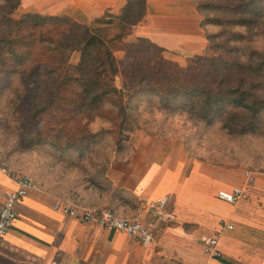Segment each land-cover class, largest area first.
Returning <instances> with one entry per match:
<instances>
[{
    "label": "crops",
    "instance_id": "0c3cea01",
    "mask_svg": "<svg viewBox=\"0 0 264 264\" xmlns=\"http://www.w3.org/2000/svg\"><path fill=\"white\" fill-rule=\"evenodd\" d=\"M40 1H34L37 10L84 24L106 11L118 12L125 2L58 0L59 11L49 12L56 0ZM146 2L145 18L128 40L148 38L165 55L177 57L206 51L189 0ZM135 142L134 156L118 167L111 164L105 185L83 183L72 190L53 187L48 179H31L36 188L16 204L17 218L0 244V264H264V177L256 176L245 196L229 204L216 194L243 187V171L197 160L178 141L163 145L158 138L137 135ZM13 167L0 163V207L4 194L17 188L13 177L22 174ZM164 199L161 208H150ZM61 201L138 219L152 241L143 246L128 235L66 216L55 208ZM207 238L217 240L218 256L205 254Z\"/></svg>",
    "mask_w": 264,
    "mask_h": 264
},
{
    "label": "trees",
    "instance_id": "16d2710c",
    "mask_svg": "<svg viewBox=\"0 0 264 264\" xmlns=\"http://www.w3.org/2000/svg\"><path fill=\"white\" fill-rule=\"evenodd\" d=\"M19 3L0 0V123L13 128L17 139L26 138L24 146H48L44 130H56L57 141L106 104L121 126L131 104L140 100L189 113L206 125L220 124L232 135L259 127L264 114V53H246L239 42L249 44L240 28L252 35L257 20L264 17V0L198 2L195 11L202 16L199 27L209 54L188 57L184 66L165 59L163 48L148 38L128 40L145 18L146 0H125L116 14L106 11L94 19V26L67 15L26 13L13 20L7 14ZM210 26L217 29L210 32ZM74 52L79 61L70 64ZM117 52L125 54L123 61ZM118 75L120 86L115 83ZM10 100L24 107L12 117L2 108ZM90 145L71 151L81 155Z\"/></svg>",
    "mask_w": 264,
    "mask_h": 264
},
{
    "label": "rangeland",
    "instance_id": "374dc122",
    "mask_svg": "<svg viewBox=\"0 0 264 264\" xmlns=\"http://www.w3.org/2000/svg\"><path fill=\"white\" fill-rule=\"evenodd\" d=\"M34 1L20 0L17 9L7 16L13 20H18L26 13L50 15L46 11L37 10ZM189 1L191 8L193 6L195 9L198 2L202 0ZM40 2L44 3L45 0ZM59 4L58 0L54 1V4L49 7L56 8L49 10V12H58ZM113 13L116 14L117 12ZM60 15L62 14L53 13L50 16ZM198 17L200 23L202 16L198 14ZM86 25L94 26V20ZM255 28L251 32L252 35L245 28H240L244 39L250 40L249 44L243 40L239 42L240 47L246 53L251 51L250 49L264 53V17L257 20ZM216 29V27H208L210 32ZM234 30L236 31V29ZM206 42V51L199 55L209 54V43ZM124 55L123 52L116 53V57L122 61ZM162 56L180 66H184L187 59L180 55L178 57L174 54L165 55L163 52ZM79 57L78 52L70 54L69 63L76 64ZM115 83L117 86L121 85V75L116 77ZM131 106L128 109L129 116L125 117V123L121 126L115 117L113 120L112 107L106 104L100 113L92 118L83 119L75 126L73 125L74 128L72 127L69 132H65L62 138H58L57 141H55L56 130L49 133L48 130H44L43 137H46L45 141H47L46 145L48 146L42 147L31 144L27 147L24 146L27 141L26 138L22 141L20 138L17 139L13 128H6L3 123H0V163L6 167L19 168L22 176H28L32 180L35 178L39 180L48 179L51 181L49 184L53 187L59 188L67 185L74 190L83 183L87 186L93 185L88 180L89 178H93L100 185L108 183L106 174L113 163L116 164L115 167H118L117 164L126 162L134 156L135 137L144 135L158 138L163 145L178 141L183 145L184 150L195 159L205 161L213 166L243 172L252 171L257 177H264V114L256 131L244 135H232L222 130L220 124L206 125L189 113L173 112L147 100L137 101ZM2 108L9 117L13 116V111L17 115V111L22 112L21 110L24 109L12 100L8 102L7 107L6 103L3 104ZM9 123L11 124V122ZM47 128L44 127V129ZM67 142L72 143L71 146L67 147L65 145ZM90 143L92 144L90 145ZM52 145L55 147H51ZM88 145L91 148L82 150L81 155H77L78 152L74 150L71 151L74 146L85 148ZM64 178H66V182Z\"/></svg>",
    "mask_w": 264,
    "mask_h": 264
},
{
    "label": "built area",
    "instance_id": "2783aa9c",
    "mask_svg": "<svg viewBox=\"0 0 264 264\" xmlns=\"http://www.w3.org/2000/svg\"><path fill=\"white\" fill-rule=\"evenodd\" d=\"M2 172H6L2 169ZM245 183L243 187H235L230 191L220 190L216 197L226 203L235 204L245 196V190L251 186L256 178L252 171H245ZM17 185L16 190L9 191L4 194V201L0 207V244L4 235L13 226L17 218L16 204L22 200L30 190L36 188L30 177L25 175H17L13 177ZM165 202L164 200L152 202L149 204L151 209L161 208ZM55 208L62 211L66 216L74 217L87 223H95L100 227L122 233L133 237L143 246H148L152 241V234L147 227H145L140 220L134 218H126L116 216L108 209L104 208H90L78 205L68 201H61L55 205ZM204 252L206 255L215 257L219 255L216 248L217 240L215 238L203 239Z\"/></svg>",
    "mask_w": 264,
    "mask_h": 264
}]
</instances>
